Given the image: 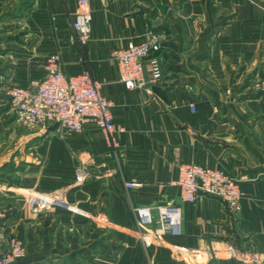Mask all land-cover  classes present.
I'll return each mask as SVG.
<instances>
[{
  "label": "crops",
  "instance_id": "0c3cea01",
  "mask_svg": "<svg viewBox=\"0 0 264 264\" xmlns=\"http://www.w3.org/2000/svg\"><path fill=\"white\" fill-rule=\"evenodd\" d=\"M89 4L82 44L78 0H0V86L40 80L57 54L64 73L102 82L120 129L116 148L92 121L65 135L53 125L29 130L0 93V208L16 207L33 226L14 264H264V0ZM152 32L163 38V76L127 88L113 51ZM182 162L236 178L240 209L205 194L185 201L175 183ZM32 191L58 192L65 205L32 210ZM168 202L181 208V233L147 246L134 207ZM231 246L263 260L242 262Z\"/></svg>",
  "mask_w": 264,
  "mask_h": 264
},
{
  "label": "built area",
  "instance_id": "2783aa9c",
  "mask_svg": "<svg viewBox=\"0 0 264 264\" xmlns=\"http://www.w3.org/2000/svg\"><path fill=\"white\" fill-rule=\"evenodd\" d=\"M91 18L89 0H78L72 24L82 44L90 39ZM162 48V36L152 32L143 40H129L124 47L113 51L119 68V80L127 88H146L158 82L163 76L159 57ZM45 70L43 78L28 86H0V93L9 97L17 120L29 130L53 125L55 132L64 135L81 131L87 121H92L109 139L111 146L118 147L117 132L120 129L114 120L110 100L101 92L102 82L87 71L72 75L64 73L57 54L46 58ZM259 88L264 96V80ZM175 183L180 187L181 197L187 202H195L205 194L219 198L230 210L237 211L241 207L240 186L236 178L222 168L182 162L178 166ZM125 185L130 188L135 186V182L126 181ZM27 200L35 209L64 204L58 192L48 195L32 191ZM134 213L137 232L147 246L167 233H181L182 212L178 205L168 202L154 207L137 206ZM3 216L0 212V264H14L25 253L24 241L16 235H5ZM227 251L242 262L257 263L263 260L262 254L256 251L239 250L234 246ZM147 264L155 263L150 261Z\"/></svg>",
  "mask_w": 264,
  "mask_h": 264
},
{
  "label": "rangeland",
  "instance_id": "374dc122",
  "mask_svg": "<svg viewBox=\"0 0 264 264\" xmlns=\"http://www.w3.org/2000/svg\"><path fill=\"white\" fill-rule=\"evenodd\" d=\"M9 85H16V84H9ZM22 206L23 207L27 206V204H25L24 200H23ZM30 206L33 210V205L30 204ZM0 212H2L4 214V216H3V219H4L3 231H4L5 235L6 236L16 235V236L20 237L24 241V246H25L24 255H25L28 236L33 233V226H31V224L29 223V218L23 217V215H21V217H20V215L18 214L20 212H18L16 210V207L14 208L12 205H5V206L1 207ZM16 215H17V218L14 219L13 217H15ZM10 219L12 221V224H9V226H8V222H10Z\"/></svg>",
  "mask_w": 264,
  "mask_h": 264
}]
</instances>
